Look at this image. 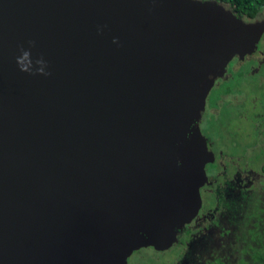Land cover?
<instances>
[{"label":"water","instance_id":"obj_1","mask_svg":"<svg viewBox=\"0 0 264 264\" xmlns=\"http://www.w3.org/2000/svg\"><path fill=\"white\" fill-rule=\"evenodd\" d=\"M263 33L216 0H0V264L175 241L214 159L200 110Z\"/></svg>","mask_w":264,"mask_h":264},{"label":"trees","instance_id":"obj_2","mask_svg":"<svg viewBox=\"0 0 264 264\" xmlns=\"http://www.w3.org/2000/svg\"><path fill=\"white\" fill-rule=\"evenodd\" d=\"M216 1L228 5L237 17L247 22L254 21L264 11V0ZM252 87L254 90L264 88V49L261 48L260 43L256 44L252 53L244 57L238 54L233 56L223 73L214 78L199 113V124L207 122L208 125L213 124L217 131H225L221 124L224 123L223 115L227 113L226 107L234 104L230 102L231 95L234 93L233 97L245 96L238 101H245L246 98L252 100L255 115L253 120L252 118L250 120L255 127V133H253L255 139L248 140L243 146L241 145V148L244 147L246 150L257 142L258 145L264 143V130H260V127L264 128V124L254 121L258 117L256 114L262 99L257 93L255 97H250V93L255 95L249 92ZM242 113H245L247 117L251 115L240 106L236 115L243 116ZM202 135L205 143H208L210 138L214 140L210 135L208 139L203 133ZM233 147L238 148L240 145L237 143ZM216 149L224 148L220 145ZM209 152L213 155L210 149ZM214 167V164H210L211 173ZM209 176L206 174L203 185L212 191L205 188L202 193L204 194V211L209 210L210 214L199 224H195L198 217L186 223L177 233L175 244L181 245V250L170 264H264V162L258 169V178L250 182H230L220 176L216 184L207 183L212 180ZM203 185L200 187L201 199ZM134 252H138V249ZM130 256L131 254L128 255L127 260ZM150 260L140 262L142 264L156 262V260Z\"/></svg>","mask_w":264,"mask_h":264},{"label":"rangeland","instance_id":"obj_3","mask_svg":"<svg viewBox=\"0 0 264 264\" xmlns=\"http://www.w3.org/2000/svg\"><path fill=\"white\" fill-rule=\"evenodd\" d=\"M227 8H230L228 5H225ZM261 16L264 17V11L261 13ZM260 17V15H259ZM262 49H264V33L261 36L260 40L258 41ZM249 92L257 93L260 97L261 103L259 104L258 108V117L255 118L254 121L258 123L264 124V88H258V90H254V87L250 88ZM257 94H249L250 97H255ZM245 96H234L232 97L231 103L226 107V114H224V118L221 125L224 127L225 131L221 132L220 130H216V127L213 124L208 125L206 122L203 124L202 129L205 133H208L210 136L214 138L215 144L217 146H222L227 153H244L246 150L243 146L248 140H254V125L251 122V118H254V106L252 105V100L246 98L245 101L239 102ZM239 100V101H238ZM238 105H237V104ZM236 105L238 107H236ZM245 109L249 114V117L245 113H242L243 116H237L239 112V107ZM205 117V116H204ZM259 125V124H258ZM260 127V126H259ZM220 129V128H219ZM260 130L263 131L264 128L260 127ZM192 134V132H191ZM262 139V136H261ZM239 144L240 147L234 148L233 145ZM246 145V144H245ZM207 148V146H206ZM264 143L257 144L255 143L253 147L247 149L248 151L244 156H225L227 159L233 158V162L241 170H245L246 168L249 169L251 167L255 169H259L260 165L264 162ZM245 150V151H244ZM144 249H138V252H132L130 258L127 260V264H142L141 262L148 261L150 259L156 260L154 264H167L171 263L174 259L177 258L178 253L181 250L180 245H176L175 241L171 242L166 248L164 249H154L151 247H143ZM161 260V262H159ZM141 261V262H140ZM151 261V260H150Z\"/></svg>","mask_w":264,"mask_h":264},{"label":"flooded vegetation","instance_id":"obj_4","mask_svg":"<svg viewBox=\"0 0 264 264\" xmlns=\"http://www.w3.org/2000/svg\"><path fill=\"white\" fill-rule=\"evenodd\" d=\"M255 20H264V17L261 16L257 17ZM254 20V21H255ZM234 93L231 95L233 97ZM258 116V113L256 114ZM203 123L200 122L199 127L200 130H202L201 132L207 137V139L210 137L209 134L205 133L202 129ZM207 144V149L211 150L213 152V161H210L206 164V174H208L209 179H212L210 182L207 183H214L216 184L217 179L220 176H223L224 180H228L230 182H237V183H241L242 181H247L250 182L252 179L254 178H258V170L251 167L249 169H245V170H241L239 169V167L236 165V163L233 162V158L227 159L225 156L227 155H231V156H244L246 154V152L248 151L247 149H250V147H247L246 151L244 153L238 154V153H227V151H224V149H216L217 145L215 144L214 140H212L210 138V141H208ZM258 144V142H257ZM253 147V146H252ZM210 164H214V171L213 173L210 172ZM213 185V184H212ZM205 188H208L206 185H203L202 189H201V195H202V199H201V207L199 208L198 212L196 213V215L193 217V220H195L198 217L197 223L195 224H199L201 223V221L204 220V217H206L208 214H210L209 210L204 211V194L202 193L203 190ZM210 189V188H208ZM211 190V189H210ZM212 191V190H211ZM202 210V211H201ZM200 214V215H199ZM181 246V245H180ZM151 247V246H150Z\"/></svg>","mask_w":264,"mask_h":264}]
</instances>
